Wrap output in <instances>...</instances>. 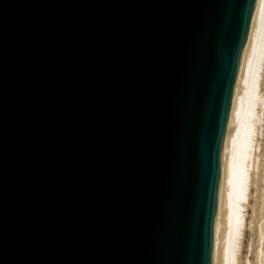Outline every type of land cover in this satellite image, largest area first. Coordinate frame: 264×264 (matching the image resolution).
I'll use <instances>...</instances> for the list:
<instances>
[{
  "label": "water",
  "instance_id": "water-1",
  "mask_svg": "<svg viewBox=\"0 0 264 264\" xmlns=\"http://www.w3.org/2000/svg\"><path fill=\"white\" fill-rule=\"evenodd\" d=\"M258 0H0V264H216Z\"/></svg>",
  "mask_w": 264,
  "mask_h": 264
},
{
  "label": "bare ground",
  "instance_id": "bare-ground-1",
  "mask_svg": "<svg viewBox=\"0 0 264 264\" xmlns=\"http://www.w3.org/2000/svg\"><path fill=\"white\" fill-rule=\"evenodd\" d=\"M263 86L264 0H258L231 118L216 264H238L246 226V202L252 185L255 184L257 193V208L251 207L254 214L264 196ZM260 216L253 228L254 264H264V227ZM244 264L252 262L246 257Z\"/></svg>",
  "mask_w": 264,
  "mask_h": 264
},
{
  "label": "rangeland",
  "instance_id": "rangeland-1",
  "mask_svg": "<svg viewBox=\"0 0 264 264\" xmlns=\"http://www.w3.org/2000/svg\"><path fill=\"white\" fill-rule=\"evenodd\" d=\"M263 89H264V86L262 87V90ZM263 92H264V90H263ZM261 184H264V180L262 181ZM255 191H256V186L254 184V185H252V188L250 189L249 200L246 202V205H248L247 206L248 207L247 210L245 209V213H246L245 224H246V226H245L244 237H243V240H242V248H241V253H240L239 259H238L239 260L238 264H244L246 257L252 262V264H254V247H255V243L252 241V236H253L254 225L256 224L257 219H259L261 217L260 214L262 215V219L261 220H262V224H263V227H264V196L262 198V202H261V200H259L260 206H258V210L254 214L252 208H253V206H254V208H257V206L255 207V205H256V201H255L256 199L255 198L257 196V193ZM259 207H260V209L262 207V210H260ZM256 214H257V217H256V221H255L254 216ZM252 221H253V223H252ZM252 245H253V247H251ZM243 260H244V262H243Z\"/></svg>",
  "mask_w": 264,
  "mask_h": 264
}]
</instances>
